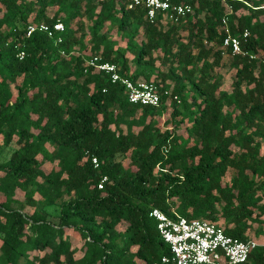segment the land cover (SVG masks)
Returning a JSON list of instances; mask_svg holds the SVG:
<instances>
[{
    "label": "trees",
    "instance_id": "obj_1",
    "mask_svg": "<svg viewBox=\"0 0 264 264\" xmlns=\"http://www.w3.org/2000/svg\"><path fill=\"white\" fill-rule=\"evenodd\" d=\"M171 2L192 12L0 0V264H154L170 254L154 209L264 239V0ZM246 30L233 55L225 38ZM94 57L154 83L160 105L130 103Z\"/></svg>",
    "mask_w": 264,
    "mask_h": 264
},
{
    "label": "built area",
    "instance_id": "obj_2",
    "mask_svg": "<svg viewBox=\"0 0 264 264\" xmlns=\"http://www.w3.org/2000/svg\"><path fill=\"white\" fill-rule=\"evenodd\" d=\"M129 9L145 6L147 16L153 22L158 13H164L171 20L177 21L192 12L190 5L173 4L171 0H126ZM64 24L60 21L52 26L49 24L30 25L27 36L35 32H43L50 38L62 33ZM228 32V31H227ZM250 33L246 30L242 37L228 35L224 46L230 49L233 55H247L243 50V43L247 41ZM58 42L62 41L59 37ZM25 52L20 51L18 58L23 60ZM255 59V56H250ZM264 63V60H263ZM88 65L109 75L113 83H122L128 92L130 103L144 106L160 105V95L157 86L152 82H134L121 77L117 66L109 62H102L100 57L88 61ZM105 92V91H104ZM95 168L99 167L97 158L92 159ZM107 178L104 177L99 188H103ZM151 217L157 222V229L170 247V254L163 256L154 264H245L253 250L260 243L256 240L242 241L225 234L223 228L217 224L202 219L186 220L183 218L172 219L159 209H154Z\"/></svg>",
    "mask_w": 264,
    "mask_h": 264
},
{
    "label": "rangeland",
    "instance_id": "obj_3",
    "mask_svg": "<svg viewBox=\"0 0 264 264\" xmlns=\"http://www.w3.org/2000/svg\"><path fill=\"white\" fill-rule=\"evenodd\" d=\"M10 152L11 151H9V150L5 151L3 156L8 158L10 156ZM72 241H73V244H74L75 247H81L82 246L83 242H82L81 238L78 235H73L72 236ZM258 242L260 244H264V239L260 240Z\"/></svg>",
    "mask_w": 264,
    "mask_h": 264
}]
</instances>
